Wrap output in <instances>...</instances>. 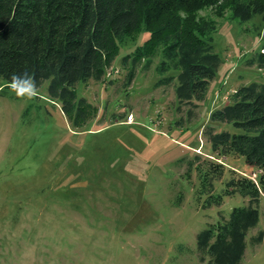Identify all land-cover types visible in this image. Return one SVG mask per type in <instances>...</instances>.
<instances>
[{
	"label": "rangeland",
	"instance_id": "1",
	"mask_svg": "<svg viewBox=\"0 0 264 264\" xmlns=\"http://www.w3.org/2000/svg\"><path fill=\"white\" fill-rule=\"evenodd\" d=\"M202 15L218 22L214 44L223 63L191 121L189 107L176 111L174 86H155V65L139 67L127 84L131 66L121 60L147 32L121 48L104 80L77 86L98 109L80 128L49 99L48 82L27 100L0 78V264L209 263L208 256L201 260L197 235L249 199L224 196L221 206L205 208L197 172L187 175L188 160L200 155L225 166L216 194L234 175L258 180L261 172L245 158L212 156L203 132L211 113L241 86L264 82V71L246 65L262 51L264 22L241 24L211 10ZM258 208L242 264H264V240L252 243L264 232V193Z\"/></svg>",
	"mask_w": 264,
	"mask_h": 264
},
{
	"label": "trees",
	"instance_id": "2",
	"mask_svg": "<svg viewBox=\"0 0 264 264\" xmlns=\"http://www.w3.org/2000/svg\"><path fill=\"white\" fill-rule=\"evenodd\" d=\"M207 10L218 18L229 13L241 24L256 17L264 22V0H0V78L9 87L14 73L27 70L38 89L48 82L49 99L80 128L96 117L98 109L78 95L77 86L104 80L121 48L147 32V40L121 60L131 66L127 84L139 67L149 70L155 65L160 76L155 86H174L176 111L189 107L191 121L223 63L214 44L218 22L202 15ZM262 51L246 65L264 71ZM183 121L176 124L182 126ZM217 124L232 131H217ZM203 134L212 156L243 157L261 172L257 181L234 175L222 194H216L215 183L224 177L225 166L200 155L188 160L187 175L197 172L205 208L221 206L224 196L249 199L247 206L235 207L229 218L197 235L202 261L208 256V264H242L246 238L260 220L264 193V82L241 86L229 104L211 113ZM263 240L260 232L252 243Z\"/></svg>",
	"mask_w": 264,
	"mask_h": 264
},
{
	"label": "clouds",
	"instance_id": "3",
	"mask_svg": "<svg viewBox=\"0 0 264 264\" xmlns=\"http://www.w3.org/2000/svg\"><path fill=\"white\" fill-rule=\"evenodd\" d=\"M9 87L21 99L31 100L38 96L35 79L27 70L21 74L14 73Z\"/></svg>",
	"mask_w": 264,
	"mask_h": 264
},
{
	"label": "built area",
	"instance_id": "4",
	"mask_svg": "<svg viewBox=\"0 0 264 264\" xmlns=\"http://www.w3.org/2000/svg\"><path fill=\"white\" fill-rule=\"evenodd\" d=\"M264 52V51H263ZM255 181V180H254Z\"/></svg>",
	"mask_w": 264,
	"mask_h": 264
}]
</instances>
